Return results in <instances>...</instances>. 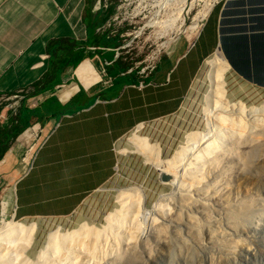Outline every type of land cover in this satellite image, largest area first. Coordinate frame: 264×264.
Wrapping results in <instances>:
<instances>
[{"label":"crops","instance_id":"0c3cea01","mask_svg":"<svg viewBox=\"0 0 264 264\" xmlns=\"http://www.w3.org/2000/svg\"><path fill=\"white\" fill-rule=\"evenodd\" d=\"M110 9L109 0H0V99H20L6 105L0 130L20 107L46 111L0 161V215L74 213L111 180L118 141L172 113L213 54L228 63L232 90L264 91V0H217L183 52L126 71L115 66L122 46L106 48L99 32L115 30L113 16L101 22ZM106 66L118 76L108 80ZM35 136L33 161L21 170L18 151Z\"/></svg>","mask_w":264,"mask_h":264},{"label":"rangeland","instance_id":"374dc122","mask_svg":"<svg viewBox=\"0 0 264 264\" xmlns=\"http://www.w3.org/2000/svg\"><path fill=\"white\" fill-rule=\"evenodd\" d=\"M216 1L120 0L111 19L115 26L113 32L126 29L121 35L126 41L120 50L124 61H132L135 67L142 69L152 66L166 54L183 52L199 35ZM206 60L197 76L192 81L188 79L178 107L166 117L144 123L139 132L153 145H159V161L172 159L187 146V137L191 134L208 135L211 132L216 135L224 130L216 129L217 123L210 119L213 101L208 98L210 83ZM226 80L227 96L232 103L242 102L247 107L256 108L264 106V91H234L228 85L229 79ZM13 101L1 100L0 108ZM257 116L264 119V114ZM134 131L116 144L117 157L111 180L87 195L71 215L26 220L14 218L6 212L0 215V227L4 221L13 220L37 226L33 248L22 257H13L10 264L38 262L40 251L55 233L70 234L85 224L103 229L108 225L107 218L122 209L121 194L131 193L129 191H138L143 197L136 218L141 233L143 231L141 239H147L154 227L166 233L168 238L167 246L156 245L151 239L144 241L152 257L143 258V245L140 246L143 264H264V134H250L254 138H247L248 143L258 140L255 144L260 151L254 155L250 150L256 145L250 143L246 149L238 139L229 136L224 137L225 146L217 150V154L193 157L192 147H188L191 153H188L184 166V177L171 176L169 182H162L155 164L129 141ZM38 136L27 149L18 151L14 163L21 170L25 163H32L41 135ZM228 149L230 151L226 152ZM195 161L196 165L193 164ZM8 187L9 184L1 193ZM205 198L208 199L207 207L200 210L193 201ZM172 213L178 214L177 223L171 221L168 214ZM52 257L48 256L47 264H57ZM116 257V253H110L94 262L71 258L67 263L126 264L117 263Z\"/></svg>","mask_w":264,"mask_h":264},{"label":"bare ground","instance_id":"6f19581e","mask_svg":"<svg viewBox=\"0 0 264 264\" xmlns=\"http://www.w3.org/2000/svg\"><path fill=\"white\" fill-rule=\"evenodd\" d=\"M206 64L208 67L207 74L210 83L208 98H212L213 101V109H210L212 113V117L210 115V119L217 123L216 125L218 128L216 129H224L221 133H216V135H211V132L208 135L191 134L187 137V146L182 147L172 159L165 160L163 162L158 160L159 155L161 157L159 145H153L147 138L139 135V132L143 129V125L136 128L129 139L139 153L146 155L155 164L160 174H168L180 179L181 177H184L183 171L186 168L184 166L186 160L188 159V153L193 152V157H204V155L208 156L214 153L217 154V150H220L225 146L223 145L225 141L224 137L227 136L230 138L235 137L245 145L246 149H248L250 143L256 145V141L258 142V140H252V142L250 141L248 143L247 138L251 137L250 134H264V119L261 116H257V114H264V106L261 108L247 107L242 102L235 104L228 99L226 78L229 66L226 60L219 53H216L206 60ZM8 111V106H5L2 110H0V122L6 119ZM210 111L208 109V112ZM253 138L254 135L251 139ZM188 147H192L191 152H188ZM250 147L252 146L250 145ZM258 147V145L252 147L250 152L253 155L256 154L259 150ZM229 151L230 149L226 150V152ZM196 161L193 163L194 165L198 162ZM245 167L248 168L246 165ZM178 171L182 174H179ZM129 192L131 193L121 194L120 201L122 209L107 218L108 225L106 227L98 229L85 224L80 227V229L70 234L67 233L65 235H58V233H55L51 235L47 246L39 253V260L37 259L38 262L36 261L34 264H47V258L49 255L55 257L57 264H68L67 262L70 261L71 258H82L88 261H97L100 257H105L106 255H110V253L117 254V263L143 264L144 262H141L142 260H140L143 254V258L152 257L148 244H145L144 242L145 240L147 241L148 239H151L156 245L167 246L166 244L168 243V238L166 233H161L160 230L154 227V224V226H152L154 229L153 231H150L149 237L144 241L141 239L143 231L141 233L140 224L136 218L140 212L143 197H141L138 191H135L134 193H132V191ZM187 201H191V198ZM207 201L208 199L205 198L193 202L196 203V206H198L200 210H203L207 207ZM173 214L175 213L168 215H170L169 217L172 222L177 223L179 219L177 217L178 214ZM155 222L158 221L155 220ZM116 229H118V232ZM36 231V225L27 226L26 224L15 220L9 222L4 221L0 227V264H10L13 257H22L28 249L31 247L33 248L35 244L34 235ZM142 241L144 243L140 244ZM142 245L143 254L142 252H139V248ZM23 263L24 262H22V264ZM88 264H90V262Z\"/></svg>","mask_w":264,"mask_h":264},{"label":"trees","instance_id":"16d2710c","mask_svg":"<svg viewBox=\"0 0 264 264\" xmlns=\"http://www.w3.org/2000/svg\"><path fill=\"white\" fill-rule=\"evenodd\" d=\"M112 2V9L108 10L106 13V16L102 18L101 22L105 23L107 22L111 16H113L116 13V8L118 6V3L120 0H109ZM114 28L108 29L105 36H103V44L106 48H115V47H121L125 44L126 39L121 37L123 32H125L124 29H120L116 31V33H113L112 30ZM102 61V60H101ZM115 66L117 69L121 71H126L131 68H134V62H128L124 61V57L122 55L116 60ZM107 69V66H106ZM107 78L108 80L112 77L118 76V74L113 70L107 69ZM45 109H29L22 107L19 111L17 121L16 123L11 127L7 129H3L0 131V161L4 158L5 154L8 152V150L11 148L12 144L17 140V138L25 132L28 128L32 126L33 123L36 121H39L43 118Z\"/></svg>","mask_w":264,"mask_h":264},{"label":"built area","instance_id":"2783aa9c","mask_svg":"<svg viewBox=\"0 0 264 264\" xmlns=\"http://www.w3.org/2000/svg\"><path fill=\"white\" fill-rule=\"evenodd\" d=\"M105 27H101L100 28V30H99V32L101 33V34H103V35H105L104 33H106L105 32ZM105 64L108 66V63L107 62H105ZM14 99H18V96H16V97H14ZM2 99H0V101H1ZM9 100V99H8ZM20 100V99H19ZM2 108H4V107H2ZM2 108H0V110L2 109ZM20 109H21V107H20ZM20 109L17 111V113L14 115V116H12L11 117V114H10V117L11 118H13V122H12V124L8 127V128H11L15 123H16V121H17V117H18V114H19V111H20ZM5 129V128H4ZM7 129V128H6ZM1 130H3V129H1ZM0 130V131H1Z\"/></svg>","mask_w":264,"mask_h":264},{"label":"water","instance_id":"95a60500","mask_svg":"<svg viewBox=\"0 0 264 264\" xmlns=\"http://www.w3.org/2000/svg\"><path fill=\"white\" fill-rule=\"evenodd\" d=\"M160 179L162 182H169L171 180V176L168 174H160Z\"/></svg>","mask_w":264,"mask_h":264}]
</instances>
